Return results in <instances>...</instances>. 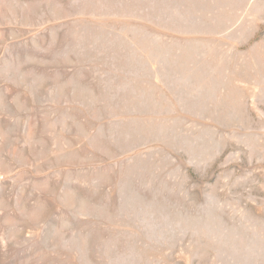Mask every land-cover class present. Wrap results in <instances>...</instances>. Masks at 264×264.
<instances>
[{
  "label": "rangeland",
  "instance_id": "374dc122",
  "mask_svg": "<svg viewBox=\"0 0 264 264\" xmlns=\"http://www.w3.org/2000/svg\"><path fill=\"white\" fill-rule=\"evenodd\" d=\"M0 264H264V0H0Z\"/></svg>",
  "mask_w": 264,
  "mask_h": 264
}]
</instances>
